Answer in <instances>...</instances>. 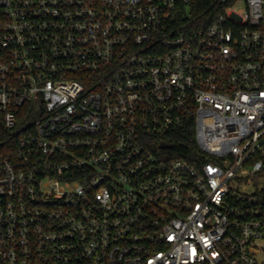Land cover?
<instances>
[{
  "label": "built area",
  "instance_id": "obj_1",
  "mask_svg": "<svg viewBox=\"0 0 264 264\" xmlns=\"http://www.w3.org/2000/svg\"><path fill=\"white\" fill-rule=\"evenodd\" d=\"M0 122V264H264V0H0Z\"/></svg>",
  "mask_w": 264,
  "mask_h": 264
},
{
  "label": "trees",
  "instance_id": "obj_2",
  "mask_svg": "<svg viewBox=\"0 0 264 264\" xmlns=\"http://www.w3.org/2000/svg\"><path fill=\"white\" fill-rule=\"evenodd\" d=\"M194 130L174 134V144L170 145L167 150H172L182 156L191 159L196 158L200 149L197 145ZM14 149L13 141L9 140V133L0 122V162L12 155Z\"/></svg>",
  "mask_w": 264,
  "mask_h": 264
}]
</instances>
